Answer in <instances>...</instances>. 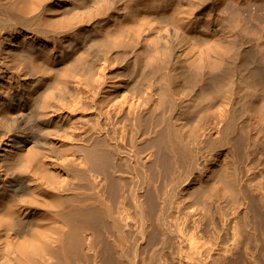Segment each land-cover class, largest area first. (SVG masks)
Returning a JSON list of instances; mask_svg holds the SVG:
<instances>
[{
  "label": "bare ground",
  "instance_id": "6f19581e",
  "mask_svg": "<svg viewBox=\"0 0 264 264\" xmlns=\"http://www.w3.org/2000/svg\"><path fill=\"white\" fill-rule=\"evenodd\" d=\"M64 36L74 44L67 46ZM4 42L10 46L8 57H0V76L15 80L29 75L37 84L0 99V134L17 132L2 156L11 177L0 179V247L14 254L13 264H77L85 255L89 230L92 245L105 240L112 245L107 257L97 250L95 264L234 261L241 250L238 232L233 231L232 241L223 236L216 207L206 200L202 209L184 211L180 194L191 191L192 174L183 163L187 158L188 167L194 165L198 151L189 148L187 134L178 128L186 114L180 108L200 100L234 110L238 87L239 108L264 107V0H0V51ZM121 62V84L140 93L143 102L132 105L140 109V118H150L151 131L140 140H150L158 150L153 163L159 176L170 170L172 184L166 198L156 183L142 195H137L139 185L135 188L141 222L136 244L129 242L113 202L118 182L105 184L93 197L79 186L54 190L34 178L53 179L46 162L36 159L51 147L33 133L34 126L48 129L55 123L47 105L76 77L109 74L113 63ZM157 112L167 124L163 132L155 115H149ZM105 146L87 145L88 159L100 170L112 163ZM196 169L195 163L191 173ZM150 179L146 173L144 182ZM24 190L32 197L21 198ZM254 213L264 229V209ZM109 223L119 238L109 234ZM157 238L168 246L174 243L170 256H147V244Z\"/></svg>",
  "mask_w": 264,
  "mask_h": 264
},
{
  "label": "rangeland",
  "instance_id": "374dc122",
  "mask_svg": "<svg viewBox=\"0 0 264 264\" xmlns=\"http://www.w3.org/2000/svg\"><path fill=\"white\" fill-rule=\"evenodd\" d=\"M244 12L247 14V11ZM24 34L25 37L30 35ZM62 40L67 46L74 44L67 36ZM9 46L6 42L1 44L0 57L3 60L8 57ZM2 54L5 56L2 57ZM123 64L113 63L109 74L98 71L88 79L76 77L61 94L53 97L47 110L55 123L48 129L35 126L33 129L39 142L43 141L51 147L46 153L38 154L36 159L46 162L53 179H46L42 174L34 175V178L54 190L70 191V188L79 186L93 197L105 184L118 182V193L113 196L110 189L108 191L113 196L119 219L124 221L129 232V242L136 244L141 242L136 196L145 194L151 184L156 183L166 198L172 184L170 170L159 176L153 163L158 150L150 140H140L151 131L150 118H140V109L132 105V101L143 102L140 93L121 84ZM33 80L34 77L29 75L15 80L0 76V99L9 94L16 95L15 91L27 88V85L34 88L37 84ZM240 89H236L239 95L242 93ZM236 93V107L231 111L222 105L200 100H195L190 108H180V111L186 110V114L178 128L187 134L189 148L198 151L197 169L193 173L195 163L188 167L187 158L183 163V167L189 170L188 175H192L191 191L186 195L180 194L181 202L186 207L184 211H192L202 209L205 201H210L216 207L217 223L223 236L232 241L233 231L238 232L236 243L238 248L241 245V250H237L231 264H264V229L261 230L262 227L256 223V216L253 217L258 208L264 209V107L241 109ZM12 103L17 104L16 98ZM143 106L150 107L147 101ZM149 115L157 118L160 132L166 130L167 124L163 123L159 112ZM218 128L220 132L212 135ZM16 133L15 130H8L6 134H0V179L11 177L6 172L2 156L5 143L11 142ZM223 135L227 136V140L221 142ZM94 143L106 145L111 152L112 163L108 161L111 165L106 170L97 169V164L94 167L87 157V145ZM9 172L22 176V173L13 170ZM146 173L151 176V182H144ZM31 193L24 190L19 196L31 198ZM189 194L192 196L189 197ZM204 194H207L205 198L199 197ZM107 227L112 238H119L120 233L113 224L109 223ZM86 235L85 255L77 264H95L97 250L101 256L105 253L107 257V249L112 250L111 243L105 240L92 245L93 232L89 230ZM147 245L148 257L157 253L163 258L171 255L174 243L168 246L157 238ZM103 246L107 247L106 252L102 251ZM4 247H0V264H13L14 254Z\"/></svg>",
  "mask_w": 264,
  "mask_h": 264
}]
</instances>
